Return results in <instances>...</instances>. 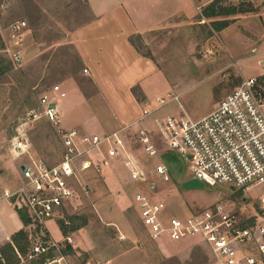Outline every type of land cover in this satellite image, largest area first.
Returning a JSON list of instances; mask_svg holds the SVG:
<instances>
[{
  "label": "rangeland",
  "instance_id": "1",
  "mask_svg": "<svg viewBox=\"0 0 264 264\" xmlns=\"http://www.w3.org/2000/svg\"><path fill=\"white\" fill-rule=\"evenodd\" d=\"M227 2L235 6L250 3L253 12L223 18L231 19L232 23L217 32L211 26L214 20L201 18V11H198L192 17H177L175 22L145 39L137 37L134 40L138 52L152 59L162 73L167 86V92L162 96H179L192 119L211 112L243 79L260 76L264 71V3L256 7L253 0ZM90 20L86 0H2L0 178L9 188L21 184L20 166L31 162L33 157L49 165L60 160V139L52 126L39 118V99L64 80L82 74L81 61L71 45V36ZM17 22L27 25L20 67L10 61L4 41V37L9 36L8 26ZM88 80L77 81L85 90L92 88ZM92 107L99 109L105 118L112 115L111 111L100 110L95 103ZM177 113L179 107L172 103L147 119V128L153 130L144 128L150 133L157 156H146L139 150L134 136L129 138L133 156L144 177L149 183L156 184L158 197L165 200L169 212L187 216L222 205L229 212L258 216L259 209L264 210L260 202L264 197L262 189L242 196L221 186L202 190L182 188L183 183L192 178L190 166L179 153L162 142V137L155 135L150 120ZM89 124L93 126L92 122ZM18 134L29 140L30 155L18 156L13 151L11 140ZM159 164L167 166L169 183H164L156 174ZM78 175L80 180H85L83 185L88 189L84 192L78 187L66 206L65 218L70 223L66 227L73 228L72 232L64 236L61 231V236L58 229L62 221L47 223V235L58 245L50 258L63 256L62 264H213L208 248L197 238L181 242L164 238L168 244L159 245L148 235L134 202L137 191L147 189V184L132 181L122 163L115 162L102 175L93 169ZM117 199H120L119 209ZM70 236L71 245L65 241ZM0 264L22 262L11 263L0 256Z\"/></svg>",
  "mask_w": 264,
  "mask_h": 264
},
{
  "label": "built area",
  "instance_id": "2",
  "mask_svg": "<svg viewBox=\"0 0 264 264\" xmlns=\"http://www.w3.org/2000/svg\"><path fill=\"white\" fill-rule=\"evenodd\" d=\"M26 27V22L11 24L6 29L8 38L4 37L5 52L17 67L23 63ZM52 94L65 96L58 85L51 93L43 94L39 99V118H44L58 134L60 160L49 165L33 157L31 162L20 166L22 183L14 190L4 191V199L15 200L19 208L26 210L30 221L26 230L29 251L25 259L19 255L22 264L29 261L62 264L63 256L49 257L58 245L49 239L47 223L70 224L65 218L66 206L78 187L84 192L88 189L79 172L93 169L102 175L115 162L123 164L132 181L147 184V189L137 191L134 202L142 225L154 241L197 238L208 248L213 264H264V210L260 208L258 216H243L215 205L187 216L171 214L165 200L158 197L156 184L148 182L133 156L129 139L132 129L104 136L66 130ZM172 103L178 105L179 113L155 118V135L188 162L190 180L196 179L205 187L221 186L242 196L256 189L264 190V71L260 76L243 79L214 110L199 119L189 116L175 94L156 98L154 106L146 107L136 122L134 141L146 156L155 157L158 151L142 123ZM11 144L18 156L30 155L27 137L18 134ZM156 174L164 183L171 181L163 164L157 165ZM260 202L264 207V197ZM120 239L123 241L125 237L122 235ZM65 241L73 244L71 236Z\"/></svg>",
  "mask_w": 264,
  "mask_h": 264
},
{
  "label": "crops",
  "instance_id": "3",
  "mask_svg": "<svg viewBox=\"0 0 264 264\" xmlns=\"http://www.w3.org/2000/svg\"><path fill=\"white\" fill-rule=\"evenodd\" d=\"M86 1L91 20L71 36L82 74L58 85L64 97L53 95L61 125L66 130L76 129L87 135H110L128 127L135 132L143 110L154 106V100L167 92V86L157 64L142 56L131 39H145L175 22L177 17L195 16L214 0ZM253 3L258 7L264 0H253ZM83 71L87 73L83 75ZM81 79H89L92 88L82 89L77 81ZM94 103L102 111H111V117H103L99 109L92 107ZM154 119L150 118L153 125ZM147 122L146 119L142 127L147 128ZM134 132L129 133V138L133 139ZM19 175L22 183L21 173ZM18 186L9 188L0 178V247L13 244V235L26 231L29 224L24 225L19 214L29 219L26 210L19 208L15 200L4 199L5 190ZM119 204L120 199H117L118 209ZM58 231L62 236L61 230ZM156 242L168 244L164 239Z\"/></svg>",
  "mask_w": 264,
  "mask_h": 264
},
{
  "label": "trees",
  "instance_id": "4",
  "mask_svg": "<svg viewBox=\"0 0 264 264\" xmlns=\"http://www.w3.org/2000/svg\"><path fill=\"white\" fill-rule=\"evenodd\" d=\"M227 1L228 0H214L212 3L204 7L201 11V18L214 20L211 22V26L214 31L220 32L231 25L232 23L231 19L227 20L223 18L253 12V6L250 3L245 2L239 4L238 6H235L228 4ZM131 42L134 44V39H131ZM15 137H13V139ZM19 214L22 221L24 222V225H27L30 222L29 219L25 217L21 212H19ZM60 229L63 235L66 236L68 232H72L73 228L70 229L65 225L61 224ZM12 242L13 244L7 243L6 245L0 247V256L4 260H7L11 263L14 261H19L20 260L19 255L26 258L30 245V241L28 239V233L26 231H20L16 233L12 237ZM25 264H41V261H29L26 262Z\"/></svg>",
  "mask_w": 264,
  "mask_h": 264
},
{
  "label": "water",
  "instance_id": "5",
  "mask_svg": "<svg viewBox=\"0 0 264 264\" xmlns=\"http://www.w3.org/2000/svg\"><path fill=\"white\" fill-rule=\"evenodd\" d=\"M182 188L186 190H202L205 189V185L196 179H192L184 182Z\"/></svg>",
  "mask_w": 264,
  "mask_h": 264
}]
</instances>
